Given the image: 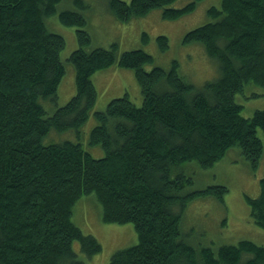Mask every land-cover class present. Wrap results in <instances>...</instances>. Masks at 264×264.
<instances>
[{"label": "trees", "instance_id": "16d2710c", "mask_svg": "<svg viewBox=\"0 0 264 264\" xmlns=\"http://www.w3.org/2000/svg\"><path fill=\"white\" fill-rule=\"evenodd\" d=\"M63 1L0 0V264H87L102 249L73 220L76 202L88 194L101 220L132 223L137 234L136 243L114 250L105 264H264V246L256 242L197 246L180 227L189 199L221 197L227 189L210 184L183 192L192 177L182 164L208 168L231 146L259 163L264 109L245 117L234 96L249 82L264 88V0H220L207 8L212 20L184 34V42L203 43L218 63L219 75L200 87L178 72L176 60L168 69H145L153 56L141 47L119 51L115 42L86 49L90 34L80 9L86 2L60 7ZM107 1L125 22L157 7L176 19L202 0L179 7L172 6L177 0ZM53 15L75 26L78 47L66 60L76 92L48 112L43 101L55 99L66 71L65 37L49 27ZM156 40L161 50L168 47L165 35ZM111 64L133 69L139 106L125 93L94 109L91 75ZM90 115L96 123L84 135ZM85 143L103 155L94 156ZM259 180V194L245 199L252 221L264 229V177Z\"/></svg>", "mask_w": 264, "mask_h": 264}, {"label": "rangeland", "instance_id": "374dc122", "mask_svg": "<svg viewBox=\"0 0 264 264\" xmlns=\"http://www.w3.org/2000/svg\"><path fill=\"white\" fill-rule=\"evenodd\" d=\"M84 1L87 5L80 9L86 16V29L90 34L86 49L109 46L115 42L119 51L141 47L153 56V60L145 64V69L149 70L154 65L168 69L172 60H176L178 72L195 87H200L206 80H214L219 75L218 63L207 55L203 43L184 42L182 39L191 28L212 20L206 13L207 8L211 5L219 6L220 0H202L195 10L176 19L164 18L162 9L157 7L145 16H135L125 22L119 21L109 10L107 0ZM187 2L189 0H177L172 6L179 7ZM59 6H74V2L64 0ZM50 21L51 30L65 37L60 57L65 62L66 71L56 89L55 99L43 101L48 112L63 105L76 92L74 68L66 59L71 51L78 47L74 25L60 23L57 15L51 16ZM143 32L147 34L145 40H142ZM160 34L165 35L168 42V47L163 50L156 40ZM91 78L97 90L95 110L105 109L111 98L125 93L137 106L142 103L141 88L130 67L111 64L95 70ZM234 99L242 104L241 114L249 117L254 110L264 109V88L249 82L241 91L235 93ZM94 121V116L90 115L81 128L84 135L91 125L96 123ZM70 134L75 139V134ZM257 135L263 144L257 167L245 159L237 146H231L208 168L200 167L197 161L182 164L185 172L192 177L183 192L203 189L210 184H223L227 188L221 197L207 193L187 201L180 227L188 242L216 249L219 245L233 244L245 238L264 246V229L252 221L245 199L246 196L253 198L259 194V179L264 177V130L258 128ZM86 146L94 156L103 155L99 146ZM74 207L75 223L82 231L93 233L102 246L98 254L86 260L87 264H105L114 250L137 242L136 230L132 223H106L101 220L100 206L92 194L79 198Z\"/></svg>", "mask_w": 264, "mask_h": 264}]
</instances>
